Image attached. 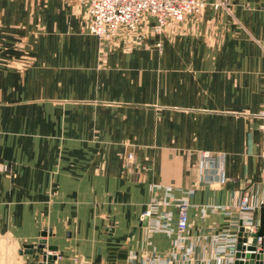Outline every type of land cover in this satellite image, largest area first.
Instances as JSON below:
<instances>
[{"label": "crops", "instance_id": "obj_1", "mask_svg": "<svg viewBox=\"0 0 264 264\" xmlns=\"http://www.w3.org/2000/svg\"><path fill=\"white\" fill-rule=\"evenodd\" d=\"M204 1L128 47L77 0H0V264H48L42 239L57 264H231L264 238V0Z\"/></svg>", "mask_w": 264, "mask_h": 264}, {"label": "built area", "instance_id": "obj_2", "mask_svg": "<svg viewBox=\"0 0 264 264\" xmlns=\"http://www.w3.org/2000/svg\"><path fill=\"white\" fill-rule=\"evenodd\" d=\"M86 6L89 12V30L104 44L123 42L125 46L131 47L143 41L144 36L140 34L143 26L151 27L154 24V32L161 33L162 30L172 29L183 23L188 17L198 15L206 6L202 0H77ZM151 30V28H150ZM140 34L141 36H139ZM134 155L129 156L133 160ZM203 160L206 164L213 165L219 158L205 152ZM178 204V233H183L189 226L188 211L186 203ZM241 209L247 212L249 209L246 200L241 201ZM151 210L145 211L140 220L149 219ZM253 234L254 227H248ZM257 252L264 255V238L257 234ZM68 264H80L78 259ZM231 264H235L232 261Z\"/></svg>", "mask_w": 264, "mask_h": 264}, {"label": "water", "instance_id": "obj_3", "mask_svg": "<svg viewBox=\"0 0 264 264\" xmlns=\"http://www.w3.org/2000/svg\"><path fill=\"white\" fill-rule=\"evenodd\" d=\"M148 220L146 217L144 220L145 225H148ZM245 235L249 237L244 239ZM42 236L46 237L47 233L44 232ZM35 247L37 248L38 257L41 256L43 263L48 261V264H54L56 257L47 252L55 251L56 248L48 246L44 239L40 240ZM33 248L31 247V249ZM235 258V264H262L263 255L257 252V234H250L249 229L241 228Z\"/></svg>", "mask_w": 264, "mask_h": 264}, {"label": "rangeland", "instance_id": "obj_4", "mask_svg": "<svg viewBox=\"0 0 264 264\" xmlns=\"http://www.w3.org/2000/svg\"><path fill=\"white\" fill-rule=\"evenodd\" d=\"M205 4H206V6H205V8L203 9V10H205L206 9V7H207V3L204 1V0H202ZM202 10V11H203ZM202 11L198 14V15H195V16H191V17H188V18H197V17H199L201 14H202ZM187 18V19H188ZM186 19V20H187ZM186 20L183 22V23H181L179 26H176V27H174V28H172V29H168L167 31L166 30H162L161 31V33H157V32H154V27H155V25L154 24H151V34L152 35H155V37L156 38H160V39H162V37L163 36H169V35H173V36H177V35H179L180 33H182L185 29H186V25H187V23H186ZM191 24V23H190ZM191 27H193L192 26V24H191ZM146 26H143L141 29H140V34L142 35V36H144V39H145V36H148V35H150V33L148 34V33H146ZM140 34H138L139 36H141ZM141 36V37H142ZM161 41V40H160ZM160 41H158L157 42V47H159V48H161V42ZM56 262V261H55ZM55 264V263H54Z\"/></svg>", "mask_w": 264, "mask_h": 264}, {"label": "bare ground", "instance_id": "obj_5", "mask_svg": "<svg viewBox=\"0 0 264 264\" xmlns=\"http://www.w3.org/2000/svg\"><path fill=\"white\" fill-rule=\"evenodd\" d=\"M56 261V260H55ZM55 261H54V263H55ZM48 262V261H47ZM47 262H45V263H47ZM55 264H57V263H55Z\"/></svg>", "mask_w": 264, "mask_h": 264}]
</instances>
